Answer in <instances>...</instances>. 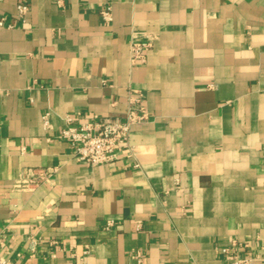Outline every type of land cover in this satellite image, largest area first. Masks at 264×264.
<instances>
[{
  "label": "crops",
  "instance_id": "0c3cea01",
  "mask_svg": "<svg viewBox=\"0 0 264 264\" xmlns=\"http://www.w3.org/2000/svg\"><path fill=\"white\" fill-rule=\"evenodd\" d=\"M2 19L1 257L231 264L237 241L264 264V0H0ZM131 91L151 121L114 163L78 161L66 117H124Z\"/></svg>",
  "mask_w": 264,
  "mask_h": 264
},
{
  "label": "built area",
  "instance_id": "2783aa9c",
  "mask_svg": "<svg viewBox=\"0 0 264 264\" xmlns=\"http://www.w3.org/2000/svg\"><path fill=\"white\" fill-rule=\"evenodd\" d=\"M30 7L25 3L17 5L18 18L25 22ZM102 18L106 22L113 20L112 8L106 7L101 11ZM4 25V19L0 20V26ZM152 47V40L146 42L133 40L130 44L131 60L136 66L147 64L148 52ZM152 115L142 101V94L131 91L127 99V110L124 117H99L94 121L75 124L73 116H67L61 129V137L69 143L75 152L78 161L91 165H105L114 163L130 145V138L134 126L150 122ZM45 128H50V113L43 116ZM51 170H34L29 173L23 183L36 186L49 177ZM114 225L112 220L107 222V229ZM243 244L232 241L230 246L222 249L224 254L231 256V264H252L253 256H244L241 253ZM138 264H143L144 255L136 253ZM0 264H18L16 261L0 256Z\"/></svg>",
  "mask_w": 264,
  "mask_h": 264
}]
</instances>
